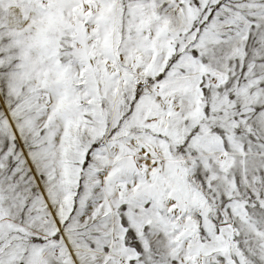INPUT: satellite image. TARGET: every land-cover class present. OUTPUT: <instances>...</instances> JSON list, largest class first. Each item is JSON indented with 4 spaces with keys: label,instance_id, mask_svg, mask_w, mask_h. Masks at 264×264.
<instances>
[{
    "label": "snow or ice",
    "instance_id": "snow-or-ice-1",
    "mask_svg": "<svg viewBox=\"0 0 264 264\" xmlns=\"http://www.w3.org/2000/svg\"><path fill=\"white\" fill-rule=\"evenodd\" d=\"M0 264H264V0H0Z\"/></svg>",
    "mask_w": 264,
    "mask_h": 264
}]
</instances>
